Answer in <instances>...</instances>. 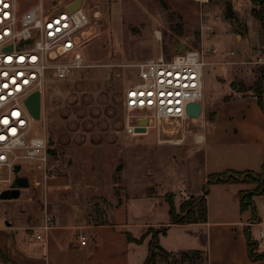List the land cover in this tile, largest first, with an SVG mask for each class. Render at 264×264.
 Wrapping results in <instances>:
<instances>
[{
  "label": "rangeland",
  "instance_id": "obj_1",
  "mask_svg": "<svg viewBox=\"0 0 264 264\" xmlns=\"http://www.w3.org/2000/svg\"><path fill=\"white\" fill-rule=\"evenodd\" d=\"M76 1L47 0L45 4L56 2L57 8H62ZM37 2L17 0L19 16ZM171 2L183 18L192 20L200 16L194 2ZM227 4L235 19L227 18ZM209 5L219 17V26L215 28L213 48H208L216 51L205 59L208 65L204 69L203 118L187 126L184 144L176 147L158 144L152 131L147 136L126 134L128 115L122 95L137 74L126 66L149 57L170 59L183 47L201 50V38L198 42L195 39L198 27L187 26L167 0H82L81 8L91 19L89 30L93 33L91 41L82 48L86 67L68 80H51L45 90V114L32 124L30 136L46 134L48 138L46 171L39 163L23 164L19 176L29 180V188L21 192L18 200H0V252L27 233L24 227L39 225L40 215L47 208L50 213L54 207H90L89 216L98 221L105 220L107 212L112 210L113 222L127 225V231L134 236L144 232L142 236L151 240L170 222L167 198L174 197L178 211L180 203L186 201L181 199L184 197L181 192L195 194L205 186L209 197L214 184L203 182L208 176L207 162L212 154L203 144L196 143L204 130L202 120H207L223 103L225 95L236 93L241 86L250 88L264 67L260 61L264 58V31L251 15V1L210 0ZM216 6L224 7L221 11ZM95 11L99 13L98 19L94 17ZM227 27L233 28L238 37ZM107 65L116 67L110 69ZM232 82L237 85L235 90L231 89ZM120 165L123 168L118 171ZM236 177L247 186L243 190L247 193L262 185V180L245 175ZM55 187L57 197L51 200L48 196L53 195ZM9 188L0 185V193ZM209 205L211 210L217 209L213 194L207 201L208 209ZM75 215L74 219L80 222V210ZM6 224L12 226L8 228ZM197 231L198 250L190 249L202 252L198 258L183 259L184 252H177L169 260L160 259L158 264H175V261L206 264L204 229L175 228L171 234L169 230L166 235L160 234L159 240L168 250L176 251L186 244L193 246L195 242L190 241L195 239ZM80 232H68L59 250L66 251L69 243L76 240L75 233ZM108 233L102 230L99 239L107 238Z\"/></svg>",
  "mask_w": 264,
  "mask_h": 264
},
{
  "label": "built area",
  "instance_id": "obj_2",
  "mask_svg": "<svg viewBox=\"0 0 264 264\" xmlns=\"http://www.w3.org/2000/svg\"><path fill=\"white\" fill-rule=\"evenodd\" d=\"M46 1L38 0L34 8L20 17L17 0H0V185L5 187H11L16 166L39 163L46 171L48 138L46 134L30 136L35 120L26 101L40 92L44 116L49 82L68 80L86 67L82 48L93 36L89 30L91 19L83 8L69 12L67 6L57 8L53 2L46 6ZM197 2L203 5L208 0ZM98 16L95 11V19ZM10 47L12 50H7ZM215 51L186 49L170 59L159 56L127 65L137 74L122 95L128 115L126 134L147 136L152 131L158 144L182 146L187 138V126L203 118L204 69L208 65L205 59ZM191 103L202 105L199 119L187 115ZM139 118L151 121L145 133H136L137 126L130 125L132 119ZM197 142L201 143L202 138ZM53 224L46 217L37 239H43ZM259 239L264 242V232ZM86 243L87 238L82 237L81 244Z\"/></svg>",
  "mask_w": 264,
  "mask_h": 264
},
{
  "label": "crops",
  "instance_id": "obj_3",
  "mask_svg": "<svg viewBox=\"0 0 264 264\" xmlns=\"http://www.w3.org/2000/svg\"><path fill=\"white\" fill-rule=\"evenodd\" d=\"M167 1L187 26L198 27L203 48H213L211 43L216 33L215 28L219 26L217 21L219 17L215 9H211L210 0L203 5H200L197 0H181V4L194 2L198 5L200 16L192 20L187 17L183 18L171 0ZM216 7L222 11L224 6ZM202 10L203 12H201ZM227 29L232 31L236 38L238 37L233 28L227 27ZM158 34L159 32H156L157 37ZM260 61L263 64L264 58ZM225 97L232 98L212 111L215 113L213 121L202 120L204 130L198 137V140L200 137L202 138V142L199 143L196 140V143L203 144L212 154L207 162L209 172L204 179V185L207 184L208 177L211 175L226 171L260 173L264 165V112L258 105L256 97L251 92H236L225 95ZM262 102L264 105V81ZM204 187L198 193L185 191L183 195L200 196ZM246 187L242 182L214 184L209 190V197L212 194L215 195L217 209L211 210L209 205L207 222L176 225L171 227L169 234L175 228L204 229L207 246V250L204 252L206 264H263L250 260L246 232L249 231L252 238L258 243L259 249L264 252V242H260L259 239L260 233L264 232V196L254 198L256 216L253 215L251 209L242 212L240 197ZM55 189L53 195L48 196L51 200H55L57 197V187ZM209 197H207V201H209ZM111 204L113 203L111 202ZM77 210L82 213L80 222L74 219ZM113 212L112 210L107 212L105 217L107 223L102 224L101 222L104 220L98 221L96 218L93 219L95 222L89 216L90 207L71 206L62 209L54 207L50 213L47 208L40 215L39 225L24 227L27 233L21 235V239L14 245H8L6 249H2L3 253L13 264H144L149 254L150 240L146 239L141 245L129 242L128 235L134 239H140L144 232L134 236L127 231V225L124 227V225L113 222ZM46 217H50L54 221L53 227L44 233L43 239L38 240L37 236L42 234L40 228L44 225ZM11 226L6 224L8 228ZM76 230L82 232L75 233L76 240L69 243L65 248L66 251H60L59 245L63 244L64 236H67L68 232ZM102 230L109 233L107 238L100 240L98 234ZM194 235L195 239L190 241V243L195 242L193 246L186 244L185 247L176 251L168 250L162 239H160V245L164 250L173 254L198 250L196 241H198L199 232H195ZM86 236L89 237L90 242L82 245L81 238ZM0 264L6 263L0 259Z\"/></svg>",
  "mask_w": 264,
  "mask_h": 264
},
{
  "label": "trees",
  "instance_id": "obj_4",
  "mask_svg": "<svg viewBox=\"0 0 264 264\" xmlns=\"http://www.w3.org/2000/svg\"><path fill=\"white\" fill-rule=\"evenodd\" d=\"M253 9L251 10V15L261 24L262 29L264 31V0H250ZM227 10V18L235 19V15L232 11L230 5H226ZM182 22V21H181ZM183 25V23H182ZM184 26V25H183ZM182 28V27H181ZM200 33L197 32L195 34L196 41H200ZM263 81H264V67L260 72L259 78L256 79L254 84L250 88H246L244 86L238 87V93H248L251 92L257 99V103L264 112V105L262 102V91H263ZM232 97H225L223 102H229ZM215 118V113L211 112L207 119L213 121ZM226 175H228L226 177ZM236 175H245L246 177H252L257 180H262V185L258 187L257 190L253 192H241L240 197V208L241 211L244 212L246 210H252L253 215L256 216V207L254 198L256 196H264V165L260 173L255 172H237V171H226L221 174L211 175L208 177L207 185L210 184H220V183H239L243 182L236 177ZM207 195L208 188H204L202 195L199 196L198 199H193L190 197L189 200L180 203L179 209L177 211L176 205L174 202V197L167 198L170 205V222L167 226L163 227L159 231H157V235L151 238L149 241V254L146 262L144 264H158L160 259L169 260L171 257L175 256L173 253H169L164 250L160 245L159 236L160 234L166 235L168 230L171 227L176 225H190V224H199L207 222ZM180 211V213H178ZM102 224H106L107 220L101 222ZM247 247L249 258L252 262L264 261V254L259 253L258 243L252 238L251 234L247 230ZM129 242H134L137 245H141L147 239L146 235H143L140 239H134L131 235L127 236ZM202 254L201 251H191L189 253H182L181 256L184 259H189V257L198 258ZM0 259L6 264H13V262L5 256L2 252H0ZM176 264V261H175Z\"/></svg>",
  "mask_w": 264,
  "mask_h": 264
},
{
  "label": "water",
  "instance_id": "obj_5",
  "mask_svg": "<svg viewBox=\"0 0 264 264\" xmlns=\"http://www.w3.org/2000/svg\"><path fill=\"white\" fill-rule=\"evenodd\" d=\"M56 4V2H54ZM82 0H78L74 3H71L67 6L69 12L76 11L81 8ZM7 50H12L10 47ZM186 50V47L180 49L179 54H182ZM237 87L235 82L231 83V89L235 90ZM26 107L35 121H40L42 118V96L40 92H35L32 94L26 101ZM202 105L199 103H191L187 106V115L193 119H199L201 116ZM151 124V121L148 118H139L132 119L130 125L137 126L135 129L136 133H145L146 127ZM123 168L122 165L118 167V171H121ZM22 167H15V178L11 187L7 190H4L0 193V200L2 201H11L18 200L21 197V192L24 189L29 188V180L25 177H20L19 173L21 172Z\"/></svg>",
  "mask_w": 264,
  "mask_h": 264
},
{
  "label": "bare ground",
  "instance_id": "obj_6",
  "mask_svg": "<svg viewBox=\"0 0 264 264\" xmlns=\"http://www.w3.org/2000/svg\"><path fill=\"white\" fill-rule=\"evenodd\" d=\"M199 140H200V138H199Z\"/></svg>",
  "mask_w": 264,
  "mask_h": 264
}]
</instances>
